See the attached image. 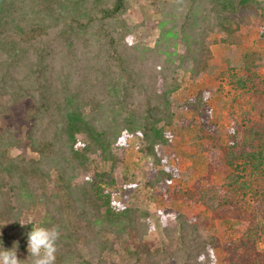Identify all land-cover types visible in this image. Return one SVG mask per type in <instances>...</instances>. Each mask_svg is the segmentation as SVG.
<instances>
[{"label":"trees","instance_id":"trees-1","mask_svg":"<svg viewBox=\"0 0 264 264\" xmlns=\"http://www.w3.org/2000/svg\"><path fill=\"white\" fill-rule=\"evenodd\" d=\"M252 4L261 2L168 3L155 47L145 48L125 39L131 28L125 19L128 0H0L3 246L11 248L18 241V258L25 259L26 234L31 224H41L60 233L54 264H110L119 250L134 260L129 264H161L145 241L153 230L149 214L116 201L112 171L92 177L85 171L95 162L115 169L127 137L136 134L153 158L145 185L164 189L172 182L174 171L165 165L161 148L169 143L167 128L175 116L177 71L197 74L202 57L210 53V33L229 32L237 9ZM27 101L31 108L26 125L7 127L14 108ZM235 131L236 125L230 130L228 151L239 145ZM248 132L243 166L235 165L241 175L231 173L225 187L236 198L251 195L262 201L264 189L253 191L243 175L248 167L264 174V129L251 125ZM24 148L37 157L11 155L13 149ZM221 155L218 147L209 148V168L231 172L228 157L223 161ZM202 196L204 202L211 200L207 193ZM31 210L40 213L39 220L23 222ZM174 222L163 231L164 259L171 264H209L214 243L206 239L202 226L184 215Z\"/></svg>","mask_w":264,"mask_h":264},{"label":"rangeland","instance_id":"rangeland-1","mask_svg":"<svg viewBox=\"0 0 264 264\" xmlns=\"http://www.w3.org/2000/svg\"><path fill=\"white\" fill-rule=\"evenodd\" d=\"M176 1L128 0L125 19L131 28L125 38L127 43L154 48L160 36L163 6ZM258 2L261 4L237 9L229 32L210 33V53L202 57L197 74L177 71L179 88L173 95L175 116L167 128L169 143L161 148L165 165L174 171L172 182L164 189L145 185L147 172L153 168V158L147 156L144 142L136 134L127 137L124 156L115 169L112 170L110 163L95 162L85 171L87 177L112 171L116 201L149 214L153 230L145 241L149 253L161 264H171L164 259L163 231L168 225L174 226L178 215L200 224L206 239L214 243L209 246V264H264V199L251 195L236 198L225 187L231 173L241 175V169L235 165L243 166L242 147L248 144V129L251 125H262L264 129V0ZM30 108V101L19 104L6 126L26 125ZM235 125L233 135L239 138V148L228 151L230 130ZM211 146L219 148L223 161L228 157L233 167L231 172L209 168ZM11 155L37 157L28 148L13 149ZM247 169L243 177L249 187L262 191L264 174ZM197 181L201 184L197 185ZM204 193L210 201H203ZM36 212L25 213L23 222L39 220L40 213ZM9 227L10 223L4 230ZM250 229L252 232L248 233ZM110 259V264L134 261L120 250Z\"/></svg>","mask_w":264,"mask_h":264},{"label":"clouds","instance_id":"clouds-1","mask_svg":"<svg viewBox=\"0 0 264 264\" xmlns=\"http://www.w3.org/2000/svg\"><path fill=\"white\" fill-rule=\"evenodd\" d=\"M59 236V230L55 226L31 224V229L26 234L27 257L18 258V241H14L11 248H5L0 240V264H54Z\"/></svg>","mask_w":264,"mask_h":264}]
</instances>
